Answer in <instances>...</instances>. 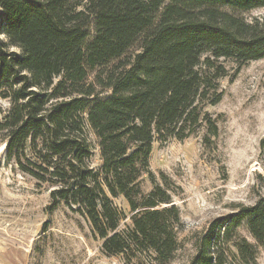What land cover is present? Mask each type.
Here are the masks:
<instances>
[{"label": "trees", "instance_id": "1", "mask_svg": "<svg viewBox=\"0 0 264 264\" xmlns=\"http://www.w3.org/2000/svg\"><path fill=\"white\" fill-rule=\"evenodd\" d=\"M84 3L0 0V99L11 106L0 118L6 163L38 188L50 185L54 208L64 204L83 217L105 256L172 264L184 231L173 201L180 188L151 172L153 143L186 140L203 124L218 135L205 109L224 96L220 82L230 71L223 62L235 63L238 74L264 59V15L243 17L264 9V0ZM90 131L99 170L89 163ZM120 197L129 214L114 204ZM126 219L131 225L122 229ZM243 227L255 244L241 236ZM206 233L190 264H229L234 252L243 264H258L264 196Z\"/></svg>", "mask_w": 264, "mask_h": 264}, {"label": "rangeland", "instance_id": "2", "mask_svg": "<svg viewBox=\"0 0 264 264\" xmlns=\"http://www.w3.org/2000/svg\"><path fill=\"white\" fill-rule=\"evenodd\" d=\"M70 1L74 5L85 2ZM262 15L264 9L243 17L251 20ZM223 63L230 71V77L220 82L224 96L219 105L205 109L216 123L218 135H210L203 124L186 140L153 143L151 172L161 185L165 175L180 188L173 201L181 210L184 231L172 264H190L195 242L207 234L212 222L240 207H252L264 196V59L249 62L238 74L235 63ZM10 107L0 99V118ZM89 133L94 152L89 163L99 170L98 141ZM5 149V142L0 141V264H124L122 258L102 253V242L83 217L64 204L54 208L50 185L40 189L33 179L8 165ZM142 183L148 193L152 187L149 177ZM114 204L129 214L130 207L122 197ZM130 225V220H124L122 229ZM239 232L251 244L256 243L246 228ZM257 261L264 264L263 249H259ZM228 262L243 264L236 252Z\"/></svg>", "mask_w": 264, "mask_h": 264}]
</instances>
